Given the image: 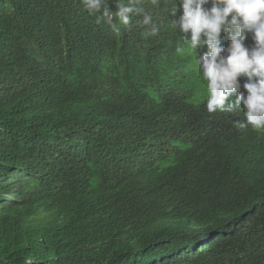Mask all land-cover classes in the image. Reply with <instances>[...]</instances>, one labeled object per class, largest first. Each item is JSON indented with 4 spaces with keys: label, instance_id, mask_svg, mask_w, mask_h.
I'll list each match as a JSON object with an SVG mask.
<instances>
[{
    "label": "trees",
    "instance_id": "trees-1",
    "mask_svg": "<svg viewBox=\"0 0 264 264\" xmlns=\"http://www.w3.org/2000/svg\"><path fill=\"white\" fill-rule=\"evenodd\" d=\"M171 4L0 1V264H264V130L206 111Z\"/></svg>",
    "mask_w": 264,
    "mask_h": 264
},
{
    "label": "clouds",
    "instance_id": "clouds-1",
    "mask_svg": "<svg viewBox=\"0 0 264 264\" xmlns=\"http://www.w3.org/2000/svg\"><path fill=\"white\" fill-rule=\"evenodd\" d=\"M4 1V0H0ZM159 6L160 0H150ZM84 10L95 17L97 24L114 27L130 25L133 16L142 14L141 25L152 35L159 31L151 14L141 6L142 0H115V11L107 0H81ZM172 0L170 15H180L172 20V27L181 35L182 46L194 53L198 70L207 82L204 105L209 114L217 111L232 112L243 109V120L234 121L238 129L251 127L264 130V0ZM13 21V11L6 10ZM17 35L12 39L22 55L26 44H36L25 33V24L17 16ZM251 34L253 46L245 45ZM226 36L227 45L222 43ZM206 48L199 57L197 50ZM246 78L243 84L239 78ZM243 88V91L241 89Z\"/></svg>",
    "mask_w": 264,
    "mask_h": 264
}]
</instances>
